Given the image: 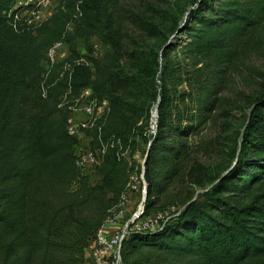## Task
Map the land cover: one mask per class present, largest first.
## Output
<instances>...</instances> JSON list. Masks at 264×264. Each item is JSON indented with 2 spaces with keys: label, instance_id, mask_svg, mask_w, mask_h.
Listing matches in <instances>:
<instances>
[{
  "label": "trees",
  "instance_id": "obj_1",
  "mask_svg": "<svg viewBox=\"0 0 264 264\" xmlns=\"http://www.w3.org/2000/svg\"><path fill=\"white\" fill-rule=\"evenodd\" d=\"M18 1L0 0V264H86V250L130 184V158L154 105L143 218L175 203L161 204L175 183L210 188L173 207L160 229L131 231L122 264H264V90L236 166L213 180L196 160L197 139L217 120L232 72L260 43L264 0H194L161 55L148 52L143 37L156 38V25L125 0H61L39 25L21 18L29 6L15 8ZM93 38L110 52L97 56ZM59 43L70 56L51 64L45 53ZM86 90L99 104L110 102L83 130L94 150L105 148L87 175L67 131L70 108Z\"/></svg>",
  "mask_w": 264,
  "mask_h": 264
},
{
  "label": "rangeland",
  "instance_id": "obj_2",
  "mask_svg": "<svg viewBox=\"0 0 264 264\" xmlns=\"http://www.w3.org/2000/svg\"><path fill=\"white\" fill-rule=\"evenodd\" d=\"M61 0H53V2L45 8H42L40 12H37L33 17L32 25H39L48 20L56 9L60 6ZM29 0H19L16 3V7L24 6L28 7L27 10L31 13L33 8ZM194 0H125L124 3L131 7L136 13L142 15L147 21L154 23L158 29L157 37L148 36L143 34L146 40V46L148 52L154 55H161V51L167 41L173 40L176 31L188 18V12L192 9ZM27 4V5H26ZM22 13L21 18L31 20L30 14ZM74 26L69 27V31L73 32ZM132 35L138 38L140 32L134 28H130ZM91 44L95 50L97 56L102 57L104 54L110 52V49L95 38L91 40ZM78 50L85 54V49L82 42H77ZM45 56L51 62V64H59L66 60L69 56V47L65 43H59L52 49L45 53ZM85 61L91 65V63L85 59ZM163 61L160 60V64ZM41 66L45 70H49L50 67L47 62H43ZM264 90V32L262 33L260 43L249 54L245 55L243 59L238 62L231 75L230 85L225 93H223V103L219 110V116L215 123H210L200 138L197 139L201 148L197 152L196 160L205 168H207L210 176L213 180L219 179L224 173L236 166L239 151L241 149L242 140L244 137L245 129L250 119V114L253 109L255 100L263 93ZM91 92V91H90ZM92 94L88 97H82L80 102L73 105L70 109L72 114L68 121H71L72 126H78L84 138L80 139L73 147V153L75 156V146L77 144H89L90 140L87 138L83 130H86L88 124L93 121V116L88 115L87 109L89 107V101ZM93 99V98H92ZM94 100V99H93ZM104 105V104H103ZM102 105V107H103ZM110 107V102L106 101L104 111L106 112ZM152 108L150 120L147 132L144 140H137V148L130 158V162L133 163L134 171L131 175L130 184L125 191L122 202L125 215L120 219H123L125 224L132 216L140 213L142 218L144 213V198H145V180L143 176V165L145 161L146 152L148 146L152 141L153 136L156 133L155 126L153 124V110ZM86 126V128H84ZM129 152H126L124 156H128ZM99 165V164H98ZM92 182H96V178L92 176ZM207 185L205 189H209ZM205 189H198L191 185L188 181L183 180L180 183H175L169 193L162 198V203L175 202L169 204L167 211L173 207L180 208L181 201L187 199L189 194L195 192L194 199L204 192ZM170 216L172 214H169ZM124 226V225H123ZM122 226V227H123Z\"/></svg>",
  "mask_w": 264,
  "mask_h": 264
},
{
  "label": "built area",
  "instance_id": "obj_3",
  "mask_svg": "<svg viewBox=\"0 0 264 264\" xmlns=\"http://www.w3.org/2000/svg\"><path fill=\"white\" fill-rule=\"evenodd\" d=\"M30 5L33 7L29 13L26 10V13L31 16H36L37 12H40L42 8L48 7L53 0H29ZM27 5V4H26ZM32 19L28 22L31 23ZM90 90H86L82 97L90 96ZM89 101V107L87 109L88 115L93 116V121L88 124L89 128L93 125V122L100 118L104 113V106L106 101H103L102 104H99L96 100ZM104 104V105H103ZM103 105V107H102ZM86 128V126H84ZM68 134L80 141V139L84 138V134H82L81 130L78 126H72L71 121H68L67 125ZM85 133V132H84ZM119 145V148L122 149L120 145V141L114 142ZM75 159L76 166L82 172V174H92L95 172L100 160V156L104 153L105 148L94 150L89 144H77L75 146ZM123 198V197H122ZM125 210L123 209V202L121 199L120 204L110 211L106 222L103 227L96 233L94 240L91 243L89 249L91 250V256L93 259V264H122L121 257V245L123 240L128 236L131 231H141V232H149L160 229L171 217L175 216L177 213L176 208H171L167 211H160L153 216L140 218V213L129 218L126 224L116 231L111 236H106L105 231L109 224H114L119 221V219L125 215ZM169 214H172L171 216Z\"/></svg>",
  "mask_w": 264,
  "mask_h": 264
},
{
  "label": "crops",
  "instance_id": "obj_4",
  "mask_svg": "<svg viewBox=\"0 0 264 264\" xmlns=\"http://www.w3.org/2000/svg\"><path fill=\"white\" fill-rule=\"evenodd\" d=\"M124 224H125V222L123 221V219H119V221L117 223L109 224V226L107 227V229L105 231V235L106 236L113 235L116 231L121 229ZM85 261H86V264H93V259L91 256V250L89 248L86 250V253H85Z\"/></svg>",
  "mask_w": 264,
  "mask_h": 264
},
{
  "label": "water",
  "instance_id": "obj_5",
  "mask_svg": "<svg viewBox=\"0 0 264 264\" xmlns=\"http://www.w3.org/2000/svg\"><path fill=\"white\" fill-rule=\"evenodd\" d=\"M157 120H158V109H157V107H156V121H155V130H157ZM150 145H151V143H150ZM149 145V146H150ZM149 149V148H148ZM149 151V150H148ZM146 158H147V155H146V157H145V161H144V165H143V176H144V174H145V163H146ZM147 187H145V189H146ZM146 197H147V192L145 191V198H144V202L146 201Z\"/></svg>",
  "mask_w": 264,
  "mask_h": 264
},
{
  "label": "bare ground",
  "instance_id": "obj_6",
  "mask_svg": "<svg viewBox=\"0 0 264 264\" xmlns=\"http://www.w3.org/2000/svg\"><path fill=\"white\" fill-rule=\"evenodd\" d=\"M155 121H156V108L153 110V124L155 126Z\"/></svg>",
  "mask_w": 264,
  "mask_h": 264
}]
</instances>
